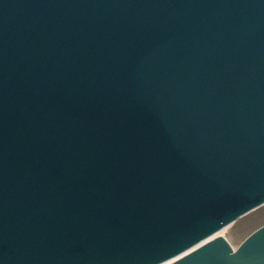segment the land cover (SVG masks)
<instances>
[{"label":"water","instance_id":"1","mask_svg":"<svg viewBox=\"0 0 264 264\" xmlns=\"http://www.w3.org/2000/svg\"><path fill=\"white\" fill-rule=\"evenodd\" d=\"M263 200L264 0H0V264H159Z\"/></svg>","mask_w":264,"mask_h":264},{"label":"rangeland","instance_id":"2","mask_svg":"<svg viewBox=\"0 0 264 264\" xmlns=\"http://www.w3.org/2000/svg\"><path fill=\"white\" fill-rule=\"evenodd\" d=\"M262 224H264V207L239 219L221 235L227 239L233 248H236L244 238Z\"/></svg>","mask_w":264,"mask_h":264},{"label":"bare ground","instance_id":"3","mask_svg":"<svg viewBox=\"0 0 264 264\" xmlns=\"http://www.w3.org/2000/svg\"><path fill=\"white\" fill-rule=\"evenodd\" d=\"M230 226H231V225H229L228 227H226V228H224L223 230H221V231L218 233V235H221V234H223V233H224V231H226L227 229H229V228H230Z\"/></svg>","mask_w":264,"mask_h":264}]
</instances>
